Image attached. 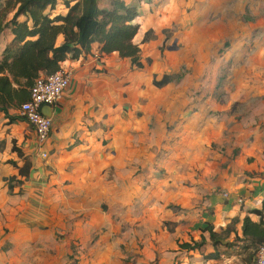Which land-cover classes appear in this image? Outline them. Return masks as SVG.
Here are the masks:
<instances>
[{"label":"rangeland","instance_id":"374dc122","mask_svg":"<svg viewBox=\"0 0 264 264\" xmlns=\"http://www.w3.org/2000/svg\"><path fill=\"white\" fill-rule=\"evenodd\" d=\"M125 1L143 67L92 63L89 124L40 159L32 130L0 114V264H255L244 203L224 193L264 157V0ZM13 150L31 169L10 194Z\"/></svg>","mask_w":264,"mask_h":264},{"label":"trees","instance_id":"16d2710c","mask_svg":"<svg viewBox=\"0 0 264 264\" xmlns=\"http://www.w3.org/2000/svg\"><path fill=\"white\" fill-rule=\"evenodd\" d=\"M98 1L0 0V36L7 29L12 36L0 56V114L9 123L24 122L16 112L29 100L30 89L39 76L52 75L63 69L65 61L91 54L93 44L98 45L100 55L117 54L129 59L133 68L142 69L140 47L134 41L139 30L135 23L137 6L109 0V8L102 9ZM59 4L64 6L65 14H52ZM13 151L22 162H11L16 174L4 179L10 194L17 188L21 192L31 169L23 153ZM207 231L213 248L209 259H216L220 241L211 227ZM241 234L256 249L264 243V198L259 208L248 210L243 217ZM205 243L202 238L179 247L195 251Z\"/></svg>","mask_w":264,"mask_h":264},{"label":"crops","instance_id":"0c3cea01","mask_svg":"<svg viewBox=\"0 0 264 264\" xmlns=\"http://www.w3.org/2000/svg\"><path fill=\"white\" fill-rule=\"evenodd\" d=\"M98 5L102 9H108L110 2L106 5L100 3ZM125 1V0H124ZM128 5H135L132 3H127ZM65 8L63 5L59 4L57 9L52 12V14H65ZM12 36L9 29L5 30L0 36V54L4 47L10 42ZM98 52V45L93 44L91 54L87 56H82L78 60H67L63 63L62 67L65 71L70 73V85L67 88L60 104L51 111L50 109H44V113H47L52 119V128L50 139L51 145H64L63 142H67L70 139V135L73 133V128L76 130L81 129L83 125L89 124V113L94 110V106L91 108L89 104V68L92 63L98 59H104ZM99 90V88L97 89ZM25 125L23 122L21 125ZM12 128H17V124L9 125ZM20 127V126H18ZM14 129V128H13ZM261 147L264 149V139H261ZM264 151V150H263ZM260 158H259V157ZM250 162L245 164L244 171L259 172L258 177L247 178L249 181H245L246 184L241 185L245 188H239V185L233 183H227L226 185L232 186L229 190V198L232 202L236 203L238 199L243 201L244 205V215H247L248 210L259 208L261 200L264 198V157L255 154L249 156ZM14 175V174H13ZM228 186V187H229ZM235 189H238L235 194H232ZM250 196L251 199L245 201L242 195ZM234 197V198H233ZM235 200V201H234ZM229 200V203H231ZM253 221H257L256 217H251Z\"/></svg>","mask_w":264,"mask_h":264},{"label":"built area","instance_id":"2783aa9c","mask_svg":"<svg viewBox=\"0 0 264 264\" xmlns=\"http://www.w3.org/2000/svg\"><path fill=\"white\" fill-rule=\"evenodd\" d=\"M69 85L70 73L64 69L49 76H39L30 89L29 100L21 104L16 112L32 130L40 159L47 158L52 128V119L43 114V109L48 107L53 111L60 104ZM224 196L229 197L228 194ZM241 201L237 200L238 203ZM255 264H264V243L257 249Z\"/></svg>","mask_w":264,"mask_h":264},{"label":"water","instance_id":"95a60500","mask_svg":"<svg viewBox=\"0 0 264 264\" xmlns=\"http://www.w3.org/2000/svg\"><path fill=\"white\" fill-rule=\"evenodd\" d=\"M45 109V108H44ZM44 109H43V114L47 117H50L47 113H44ZM46 109H49L48 107Z\"/></svg>","mask_w":264,"mask_h":264}]
</instances>
